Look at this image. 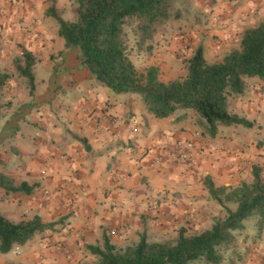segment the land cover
Listing matches in <instances>:
<instances>
[{"label": "crops", "instance_id": "1", "mask_svg": "<svg viewBox=\"0 0 264 264\" xmlns=\"http://www.w3.org/2000/svg\"><path fill=\"white\" fill-rule=\"evenodd\" d=\"M65 1L57 0L59 13ZM197 4L188 5L186 17L177 20L175 37L190 40L194 49L203 46L211 61L239 47L242 33L264 20V0ZM48 6L47 0H0V69H5L2 61L22 55V46L40 59L34 68L35 88L25 83L23 100L21 88H12L15 104L24 102L26 108L0 117L2 130L8 120L0 141L8 138L15 151L0 164V172L36 187L25 195L6 193L0 186V197H16L15 204L22 199L29 213L54 224L45 238L27 243L21 263L41 264L38 256L44 255L42 264H85L95 260L87 246L103 245L105 232L118 236L121 244L129 243L145 230L150 205L172 196L168 188L183 185L185 192L180 202H164L153 211L165 221L162 236L166 227H175L165 216L206 215L214 204L208 192L195 189L202 187L203 176H211L217 186H236L252 180L253 167L259 166L264 178V141H259L264 140L263 80L247 79L246 91L234 96L238 112L252 126H222V131L236 129L227 139L222 132L204 135L190 109L157 118L146 110L140 95L117 94L99 84L81 65L78 51L66 48L56 19L46 14ZM155 65L162 72L167 68ZM256 128L263 137L258 139ZM187 140L215 148L218 154L195 166L152 164L155 155ZM237 145L243 153L232 157L227 150ZM237 239L236 251L222 264H264V217L248 220Z\"/></svg>", "mask_w": 264, "mask_h": 264}, {"label": "trees", "instance_id": "2", "mask_svg": "<svg viewBox=\"0 0 264 264\" xmlns=\"http://www.w3.org/2000/svg\"><path fill=\"white\" fill-rule=\"evenodd\" d=\"M47 1L46 14L56 19L66 48L78 51L81 65L99 84L117 94L140 95L146 110L157 118L191 109L196 125L210 137H216L221 126L253 125L245 116L230 112L229 98L246 91L247 78L264 81V20L247 28L239 47L218 60H208L204 47L198 46L186 61V74L164 81L156 65L144 72L137 69L128 53L129 33L139 36L140 43L153 39L160 26L179 19L180 12L174 8L178 0H72L75 16L71 20L59 14L57 0ZM39 60L22 46V55L14 61L18 74L28 79L32 90L36 86L34 68ZM10 77L0 70V112L4 107L2 92ZM261 173V168L254 166L252 180L236 186H217L206 175L205 187L226 211L224 217H217L210 227L193 233L181 226L174 239L153 241L144 232L138 241L124 247L113 243L105 232L103 245L87 246L97 257L93 264H193L195 261L222 264L228 254L236 251L237 237L245 230L246 222L252 217H264ZM0 186L6 193L25 195L32 194L36 187L6 174H0ZM53 225L44 222L40 215L15 221L0 211V252L7 254L26 245Z\"/></svg>", "mask_w": 264, "mask_h": 264}, {"label": "rangeland", "instance_id": "3", "mask_svg": "<svg viewBox=\"0 0 264 264\" xmlns=\"http://www.w3.org/2000/svg\"><path fill=\"white\" fill-rule=\"evenodd\" d=\"M197 3H200V0H178L175 2L174 8L180 12V16L186 17L187 6L189 5V6H191V8H193V7H196L198 5ZM62 7H63L62 13H59V14L62 15L67 20L73 19L75 16V7L73 4V1L72 0L65 1L64 5ZM180 16H179V18H180ZM177 20H179V19H177ZM177 20H175V19L171 20L168 23H165L162 26H160V28H159L158 32L155 34L154 38L147 40V41L145 40L144 43H140L138 41L139 36H137L133 32L129 33L130 38H129V52L128 53L130 54L131 59L133 60L134 64L136 65L137 69L140 72L145 71L148 67H150L152 65L160 63V64H162V66L167 67L165 70H163V72L161 71V68L159 67L160 78L164 81H169L172 79L181 78L182 76H184L186 74V61L193 54L194 48H193V44L190 40L186 41V40H184V38L175 37V34L177 33V30H178V27H177L178 21ZM20 56L14 54L12 56L11 60H7V62L2 61L3 62L2 66L5 69L4 70L0 69V70L2 72L9 73L11 75V77H10L8 84L4 87L3 92H2V101L4 103V107L2 108V110L0 112V117L8 116V114L12 110L17 111V113H21L20 111L24 110L27 106L24 102L23 103L21 102L20 104H15V101H14L15 96H13V94H12L13 93L12 88L20 87L21 91H19V93H21V94H20L19 98L23 100L25 83H27L28 88L30 90H32L28 79L26 77L18 74V71L15 67L14 61L16 58H18ZM54 61H55V59H54ZM168 65H170V66H168ZM168 67H170V68H168ZM175 67H176V69H175ZM173 69H175V70L172 71ZM247 79L252 80L251 78H247ZM233 101H234V96L229 98V110H230V112L241 115L240 112H238V109H237L235 102H233ZM190 114H193V110H191ZM241 116H243V115H241ZM7 121L8 120H6L5 124L3 125V130H4V127L6 128V126H7ZM234 126L235 127L239 126V127H243V128H248L247 126H244V125H234ZM3 130L0 129V134L3 132ZM256 130H257V128H256ZM221 132L223 133L222 135H223L224 139H227V138L231 137V134L233 132L236 133V129L231 128L230 130H227V128H226V130H223V131L221 130L220 133ZM255 133H256L258 139H259V137H263L262 132L257 130ZM237 134H239V133H237ZM241 134H243L244 137H248L250 135V133H248V134L247 133H241ZM259 141L263 142L264 140H259ZM10 143L11 142H8V138H5V137L3 138L2 141H0V164L7 162V160L12 158L15 154V151L11 150V148H10V147H12V145ZM235 147H241L243 149V147L240 145H237ZM246 149H247V147L244 148V151ZM177 163L184 164L183 162H177ZM0 174H2V173L0 172ZM205 179H206L205 176H203V178H201V180L203 181L202 187L197 186V187H195L196 190L208 192L206 187H205V183H204ZM243 181H246V180H243ZM181 187H183V185H181ZM181 187L174 188V190L168 188L167 192L172 194L171 197L168 196L167 199L158 198V200H156L154 203H152L150 205V208L152 209V210L150 209L151 214L147 215L145 228H143V230L144 229L145 230L142 233L145 232L148 235H150V237L153 239V241L154 240H166V239L176 238L178 235V229L181 226H186L188 228L189 232H191V233L204 230V229L210 227L217 217H219V216L224 217L226 215V211L224 210V208L221 205H219L217 203V201L214 200L208 192L210 198L212 199L211 202H213L214 204H209L210 208H208V210L207 209L205 210L206 212L208 211L206 213V215H202V214H199V215L198 214H188V215H186V213H185L184 215L179 216V217L178 216H173V217L165 216L164 220H166V223H173V225H175V227H173V226L169 227L168 226L165 228L166 233L164 234V236L159 235V232H161V229H162V228H160V226L164 225L165 221H162L161 216H158L153 211H157L161 203L169 202V201L171 203H174V202L178 203V201L180 202V200H182L184 192H185ZM17 200L18 199L16 197H13V198L12 197H6V196L0 197V211L15 221H18V220L25 218V217L27 218V217L34 216V215H32V213H29L30 211L28 209L26 210L23 207L22 199H20L19 203L15 204L17 202ZM204 201L205 200H202V203ZM206 204L208 206L207 202H206ZM229 206L232 209L236 208V205H234V204H229ZM200 226H202V227H200ZM47 233H48V231H46V230L42 231V232L38 233L34 238L40 241L41 239L46 237ZM113 234L115 235V233H112V235ZM140 235H141V233L138 235V238L136 237L135 239H133L132 241H130L127 244H121L119 242L120 239L116 238L118 236H111V238L113 240L112 242L115 243L117 246L124 247L130 243H134V242L138 241L140 239ZM26 246H27V244L24 246H21V247H16V248H14V250H12L10 253H7V254H3L0 252V264H18V263H21L23 256L26 255L28 252L25 248ZM92 255H93L92 258H95V260L88 261L85 264H93L94 262L97 261V257L94 254H92ZM38 261L41 264L44 263L43 262V261H45L44 255L38 256ZM200 263H201V261H195L193 264H200Z\"/></svg>", "mask_w": 264, "mask_h": 264}, {"label": "built area", "instance_id": "4", "mask_svg": "<svg viewBox=\"0 0 264 264\" xmlns=\"http://www.w3.org/2000/svg\"><path fill=\"white\" fill-rule=\"evenodd\" d=\"M232 157L240 156L243 153L241 147H233L227 150ZM218 154L217 149L206 146H198L196 141L187 140L184 143L176 144L166 148L162 153L155 155L152 164L156 167L164 166L166 163L183 162L195 166L199 160L213 157ZM112 233H115L112 231Z\"/></svg>", "mask_w": 264, "mask_h": 264}]
</instances>
